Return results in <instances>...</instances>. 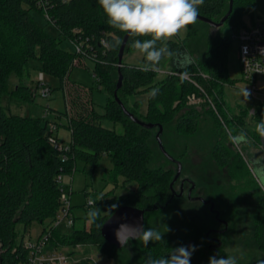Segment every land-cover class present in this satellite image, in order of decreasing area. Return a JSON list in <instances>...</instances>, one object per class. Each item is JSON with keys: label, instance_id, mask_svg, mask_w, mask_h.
Returning a JSON list of instances; mask_svg holds the SVG:
<instances>
[{"label": "trees", "instance_id": "trees-1", "mask_svg": "<svg viewBox=\"0 0 264 264\" xmlns=\"http://www.w3.org/2000/svg\"><path fill=\"white\" fill-rule=\"evenodd\" d=\"M51 1L50 22L59 31L57 37L32 16L34 9L42 13L36 0H0V264H24L28 258L23 245L25 234L17 239L18 224L27 229L34 220H39L46 228L56 218L62 206L58 175L73 173L78 160L96 165L104 155L114 162L109 171L111 181L117 183L122 176L125 181L138 184L121 194L116 205L150 209L145 214V228L158 229L164 233L163 240L147 245L134 240L122 248L109 244L97 225H103L112 210L107 216L100 214L90 226L77 225L74 219L71 233L54 229L47 248L75 247L79 243L96 246L101 255L127 264L146 261L149 256H166L171 250L165 247V242L170 240L172 221L178 215L188 227V237L202 240L216 222L210 209L203 203L199 207L192 205L196 202L181 197L167 203L180 161L183 175L197 176L206 195L216 198L222 209L226 206L223 209L226 214H230L229 210L236 211L243 201L248 206L254 197L255 242L264 251V193L247 164L229 145V135L241 130L247 133V138L264 142L255 130L264 118V106H257L256 113L251 115L255 126L246 127L249 109L238 105L237 112L224 97V86L235 83L228 74L231 39L199 19L188 28L185 37L169 41L174 52L169 58L172 63L177 59L179 62L172 64L169 69L172 73L156 79L157 70H143L141 64L119 63L118 51L125 33L107 24L98 0ZM230 3L231 0H204L200 15L219 21L229 11ZM254 6L255 0H232V11L225 23L234 34L249 25L247 17L253 16ZM63 38L82 41V52L62 48ZM33 58L40 61L41 71L58 77L62 86L67 85L68 110L64 113L72 136L68 150H59L50 143L48 120L12 114L2 105V97L9 93L11 76L22 80L29 74ZM77 58L93 61L94 81L99 88L104 85L110 94L101 111L92 98L82 96L87 88L70 80ZM119 69L123 74L119 98L129 109L120 96L124 83L130 91L136 85L144 86V92L148 93L146 112L137 114L129 110L147 122L162 124V143L177 161L161 150L153 136L157 127L146 128L134 122L115 101V75ZM33 88L19 81L10 92L18 99L33 102L36 97ZM191 93L202 100L189 103ZM105 119L121 122L123 132L105 127L102 124ZM90 210L87 209V214ZM87 214L83 220L89 219ZM70 253L76 254L77 250ZM74 264L95 262L87 255Z\"/></svg>", "mask_w": 264, "mask_h": 264}, {"label": "rangeland", "instance_id": "rangeland-1", "mask_svg": "<svg viewBox=\"0 0 264 264\" xmlns=\"http://www.w3.org/2000/svg\"><path fill=\"white\" fill-rule=\"evenodd\" d=\"M34 19L41 26L45 27L49 34L52 36H59L58 29L45 17L41 12L37 10L31 11ZM249 24L263 23L264 24V0H255V6L253 10V16L247 17ZM216 32L223 34L231 39V44L228 52V74L229 77L235 80L233 85L226 84L224 86V97L227 103L233 107L237 112L238 105H241L250 110L255 104V99L250 95L247 99L243 94V89L249 90V83H247L242 75L241 64L239 59V40L235 37L232 27L228 23H224L222 26L214 29ZM188 32V30H187ZM186 34L183 36L185 37ZM179 39V38H176ZM174 39V40H176ZM60 46L69 51H75V45L70 39L63 38ZM187 56L184 55V59ZM125 63L129 64H142V57L130 47L123 58ZM179 60L172 63L171 58H165L161 64L159 76L156 79L163 77L167 71L171 68L172 64H177ZM93 61L90 59L77 58L74 61L73 68L70 73V80L81 83L86 89L82 96L92 98L95 102V107L101 111L109 101L110 94L106 87H98L94 81L92 75ZM41 64L38 59L30 60L29 74L24 75L21 80L19 77L11 76L9 82V93L2 97L3 107L12 114L26 115L29 113L35 117L44 118L48 120V128H50L51 122H56L58 129L55 133L58 134L59 138L64 142L71 141V129L68 124V117L64 113L68 110L66 103L64 88L58 77L43 72V78L40 83H44L45 87L51 88V95L45 97L40 94L41 85L39 79L41 77ZM119 79V71L115 75V81L117 83ZM23 81L31 84L33 87H37V95L33 102L24 101L14 97L10 91L13 90L15 85ZM68 87H70L68 85ZM75 87V86H72ZM144 86H137L131 88V91L124 83V88L120 94L121 98L126 102L129 109L137 114L145 113L148 104V93L144 92ZM249 92V91H248ZM61 112V113H60ZM246 123L244 126H255L252 121L251 114L246 117ZM102 124L105 127L113 128L118 132H123L124 127L121 122H113L110 120H103ZM158 130L154 132V138H156ZM161 138V137H160ZM264 138V137H263ZM157 139V138H156ZM232 149L244 160L251 171V175L257 180L260 185L262 192L264 193V145L261 140H253L250 137L245 142H231L229 144ZM195 161L198 160L197 155L194 157ZM114 162L108 156L104 155L100 159L99 163L92 165L82 160L77 161L76 168L73 173L65 174L63 178V185L65 186L66 192L70 194V203L72 206L71 216L74 217L77 225L86 223L90 226L89 219L83 220L87 214V209H93L97 207L101 212V215L107 216L110 212L111 206L117 204V201L121 194H125L129 189L136 188V181H125L122 176H119L118 182L114 183L110 180L109 171L113 168ZM175 168V167H174ZM177 169V168H176ZM176 174V173H175ZM175 177V175H174ZM173 177V179H174ZM190 177V176H189ZM198 186H201L197 176L191 177ZM173 181V180H172ZM171 188V187H170ZM179 190V187H178ZM195 194H186L184 199H190ZM88 199L93 200L94 205L87 207ZM253 200L254 197L249 201V205L246 206V202L239 206L236 211L229 210L230 214L226 215V219L229 222V228L226 233L219 234L206 232L202 240H196L195 238L188 237V227L185 221L178 215L175 220L172 221V228L169 239L165 242L167 249H174L181 245H197V250L191 257V264H208L210 256L215 254L214 249H220L219 255L221 256H237L238 264H264V251H262L255 242V229L253 223ZM195 206L202 204L201 201H195ZM210 209L209 206L206 205ZM226 206H223L225 209ZM230 209V208H229ZM235 215V216H233ZM213 228L223 229V225L215 222ZM43 229V224L39 220H34L32 224L24 229L23 225L18 224L16 230L18 232L17 239H21V234H25L24 239L30 237H36ZM60 231L71 233L73 226L61 223L58 226ZM221 243L218 247L217 245ZM213 247V248H212ZM66 252L70 250V247H63ZM89 255L98 264H127L122 262H116L114 257H106L101 255L96 246H82L77 249V253L74 255V259H80ZM145 261L134 262L133 264H143Z\"/></svg>", "mask_w": 264, "mask_h": 264}, {"label": "clouds", "instance_id": "clouds-1", "mask_svg": "<svg viewBox=\"0 0 264 264\" xmlns=\"http://www.w3.org/2000/svg\"><path fill=\"white\" fill-rule=\"evenodd\" d=\"M98 4L107 24L132 38L130 47L142 57L141 67L147 71L159 70L161 61L174 55L169 41L183 38L188 28L198 22L204 0H98ZM243 94L247 99L249 92L245 88ZM255 130L264 137V118L256 124ZM229 140L233 143L245 142L247 133L241 130L235 135L230 134ZM117 207L113 204L109 212ZM100 212L97 207L90 210L87 214L89 221L95 223ZM163 235L158 229L142 225L121 224L115 231L121 247L126 246L130 239L147 245L163 240ZM197 248V245H181L171 249L166 256H149L145 264H191V257ZM208 264H238V258L217 253L209 257Z\"/></svg>", "mask_w": 264, "mask_h": 264}, {"label": "built area", "instance_id": "built-area-1", "mask_svg": "<svg viewBox=\"0 0 264 264\" xmlns=\"http://www.w3.org/2000/svg\"><path fill=\"white\" fill-rule=\"evenodd\" d=\"M67 1V0H64ZM38 8L42 11V14L47 17L50 21L52 14L50 8L53 3L51 0H36ZM235 37L239 40V59L241 64V71L244 80L249 83V93L255 99V104L250 108L249 113L254 115L256 113L257 106H264V24L263 23H254L249 24L247 27L241 29L238 33L235 34ZM72 41V40H71ZM75 45V51L78 53L82 52L83 42L82 41H72ZM157 71H162L161 69ZM172 73V71H167ZM166 72V73H167ZM187 77V75H183ZM43 78V72L39 79V83ZM40 94L49 97L51 95V88L45 87V84L42 82ZM64 93L66 98V103L68 104V88L64 84ZM37 87L33 88L34 93L37 95ZM202 100L201 97L197 96L196 93H191L188 95L189 103H198ZM51 132L49 136V141L52 145L57 147L59 150H68L70 149L71 144L69 142H64L55 133V130L58 129L56 122H51L50 128ZM64 175H58L57 181L60 185V200L61 208L59 213L56 215V218L53 222L43 228L40 233L32 238L24 239L23 245L28 251V258L24 264H74L79 259H74L75 254H71L72 249H80L84 244H76L75 247H70V250L66 252L63 247L50 249L47 248L48 242L52 236L53 230L58 229V226L65 222L69 226L74 225V217L71 216L72 206L70 203V194L66 192L65 186L63 185ZM94 201L88 199L87 206L90 207L94 205ZM92 258V257H91ZM93 259V258H92ZM94 260V259H93ZM95 262V261H94ZM95 264H98L95 262ZM110 264V263H108Z\"/></svg>", "mask_w": 264, "mask_h": 264}, {"label": "water", "instance_id": "water-1", "mask_svg": "<svg viewBox=\"0 0 264 264\" xmlns=\"http://www.w3.org/2000/svg\"><path fill=\"white\" fill-rule=\"evenodd\" d=\"M232 11V0L230 3V8L229 11L219 20V21H215L211 18H208L206 16L200 15L199 19L208 23V25L210 27H212L213 29H216L220 26H222L227 19L229 18V15ZM130 39L131 37L128 36V34L125 33L119 51H118V61L121 64L123 62V58L125 53L128 51L129 47H130ZM123 86V74L121 73V70L119 69V79L117 81L116 84V89H115V93H114V99L115 101L121 106V108L123 109L124 113L131 118L134 122L139 123L140 125H142L143 127L146 128H154L157 127L158 128V132L156 134V138L160 144L161 150L172 160H175L172 156H170L168 154V152L166 151L162 140L160 138V134L162 133V129L163 126L162 124H156V123H152V122H147L143 119H141L140 117H138V115H136L135 113L131 112L126 106L125 104L122 102V100L119 98L118 96V90L121 89ZM29 115V113H27V116ZM264 145V142H263ZM181 168H182V164L180 161H177V169H176V174L175 177L173 179V181L170 184V187L172 189L174 182L177 180V178L180 176L181 173ZM195 186V184H192V188ZM176 194V191L173 190L172 196L171 198ZM181 194V193H180ZM171 198L167 201V203L170 202ZM194 200H202L207 204H211V210H214L213 207V201L211 199L206 200L203 197H193ZM154 209H157V206H154ZM150 210L148 208H142V207H138V206H134V205H129V204H123L118 206L110 215L109 217L105 220V222L103 223V226L101 227V234L102 236L105 238V240L111 244L114 245L117 248H122L121 244L118 243L116 236H115V231L119 228V226L121 224H128L130 226H137V225H142L143 227H145V214L146 212ZM216 212V216L217 218H219V214L220 212L218 210L215 211ZM227 224V222H225ZM225 230V229H224ZM224 230H219V233H223ZM135 239H130V241H134ZM128 242V243H129ZM127 243V244H128ZM221 243L219 242V244L217 245V247L220 245ZM218 251L217 249H215V254H217Z\"/></svg>", "mask_w": 264, "mask_h": 264}, {"label": "flooded vegetation", "instance_id": "flooded-vegetation-1", "mask_svg": "<svg viewBox=\"0 0 264 264\" xmlns=\"http://www.w3.org/2000/svg\"><path fill=\"white\" fill-rule=\"evenodd\" d=\"M193 183L195 184V186L192 188V184ZM178 187H179V190H178ZM173 190L176 191V194L172 198L170 197L171 200L174 197L184 198L186 196V194L187 195L188 194L189 195L190 194H195L194 197H196V196L200 197L201 196V197H203L206 200L211 199L213 201L214 210H211V204L210 203L207 204V203H205L202 200H194L193 197H190V200H192V201H201L204 205L209 206L210 207V211L214 214V217L217 220V222L220 223L221 225H223V229L213 228V229L210 230V233H217L219 230H224V229L225 230H224L223 233H219V232L218 233L219 234H222V235L224 233H226V231L229 228V222L225 218L226 215H227L226 212H225V210H223L222 207L219 206V204L216 202L217 200H215L216 198L207 196L205 190L201 186H198L197 183L191 177L186 176V175H183L182 168H181L180 176L177 178V180L173 184V187L171 189V192L172 193H173ZM172 193H171V196H172ZM216 210H218L220 212L219 218H217V216H216V212H215ZM225 222H227V224ZM213 250L215 251L214 248H213ZM217 251L219 253L220 249H217Z\"/></svg>", "mask_w": 264, "mask_h": 264}]
</instances>
